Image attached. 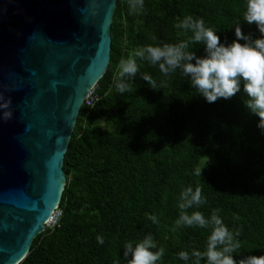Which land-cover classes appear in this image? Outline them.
<instances>
[{
	"label": "trees",
	"instance_id": "1",
	"mask_svg": "<svg viewBox=\"0 0 264 264\" xmlns=\"http://www.w3.org/2000/svg\"><path fill=\"white\" fill-rule=\"evenodd\" d=\"M246 3L144 0L143 9L133 12L129 0H118L99 99L82 107L65 155L62 215L34 239L20 264H128L125 245L148 235L157 245L153 251L164 249L157 264H195V257L185 262L178 253L206 252L212 227L176 226L179 196L188 187H200L206 203L187 212L210 218L218 209L240 242L233 253L237 261L264 255V132L245 109L243 90L209 104L180 69L165 76L139 58L136 75L125 78L128 90L116 87L120 61L134 50L190 40V31L175 26L186 16L202 18L222 42L235 39L237 25L260 38L256 25L243 20ZM189 50L204 55L203 44L190 43ZM145 74L157 81L155 90L142 79Z\"/></svg>",
	"mask_w": 264,
	"mask_h": 264
},
{
	"label": "water",
	"instance_id": "2",
	"mask_svg": "<svg viewBox=\"0 0 264 264\" xmlns=\"http://www.w3.org/2000/svg\"><path fill=\"white\" fill-rule=\"evenodd\" d=\"M118 0H0V264L48 228L86 98L107 72Z\"/></svg>",
	"mask_w": 264,
	"mask_h": 264
},
{
	"label": "clouds",
	"instance_id": "3",
	"mask_svg": "<svg viewBox=\"0 0 264 264\" xmlns=\"http://www.w3.org/2000/svg\"><path fill=\"white\" fill-rule=\"evenodd\" d=\"M129 7L133 12H137L143 9L144 0H129ZM243 20L248 25H256L261 34L260 38L245 34L237 25L234 28L235 39L231 43L222 42L221 36L213 28L207 27L202 18L197 19L190 15L184 17L175 26L190 31L192 33L190 40L177 44L146 45L134 50L127 59L120 61L117 89L121 93L128 90L129 85L125 78L136 75L138 58L158 65L160 72L165 76L180 69L185 77L190 79L191 86L197 91L198 96L206 103L212 104L221 99L230 100L243 90L247 95L244 107L250 115L258 118L256 127L264 132V0H247ZM190 43L203 44L204 55L197 56L196 52L190 51ZM142 79L151 89H156L157 81L151 75L145 74ZM10 105V99L0 104L4 120L12 116L9 111ZM207 158L208 164L210 158ZM203 170L200 172L201 175ZM204 203L206 200L200 187L195 189L188 187L180 193L178 208L181 211L175 222L176 226L199 228L211 226L212 231L207 239L206 252L194 250L190 255L186 251H181L178 258L189 262L195 257V264H200L201 258H206L207 264H264V255L248 256L239 261L234 258L233 253L240 247V242L223 223L218 209L213 210L210 218H206L200 211L191 214L187 212V209L199 207ZM148 218L154 224L158 222L155 215ZM97 242L102 244L103 237L97 236ZM156 248L152 236L148 235L135 246L131 242L127 243L124 257L128 259V264H157L164 255V249L153 251Z\"/></svg>",
	"mask_w": 264,
	"mask_h": 264
},
{
	"label": "built area",
	"instance_id": "4",
	"mask_svg": "<svg viewBox=\"0 0 264 264\" xmlns=\"http://www.w3.org/2000/svg\"><path fill=\"white\" fill-rule=\"evenodd\" d=\"M99 96L96 93V87L90 92L89 96L86 98L85 100V104L89 107H93L95 105V103L98 101ZM62 213L59 209H57L53 215L52 220L50 221V224H52V226H55L58 221L59 218L61 217Z\"/></svg>",
	"mask_w": 264,
	"mask_h": 264
},
{
	"label": "rangeland",
	"instance_id": "5",
	"mask_svg": "<svg viewBox=\"0 0 264 264\" xmlns=\"http://www.w3.org/2000/svg\"><path fill=\"white\" fill-rule=\"evenodd\" d=\"M49 226H52V224H50ZM49 226H48V227H49Z\"/></svg>",
	"mask_w": 264,
	"mask_h": 264
},
{
	"label": "bare ground",
	"instance_id": "6",
	"mask_svg": "<svg viewBox=\"0 0 264 264\" xmlns=\"http://www.w3.org/2000/svg\"><path fill=\"white\" fill-rule=\"evenodd\" d=\"M50 221L48 222V225H49Z\"/></svg>",
	"mask_w": 264,
	"mask_h": 264
}]
</instances>
